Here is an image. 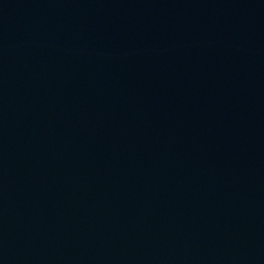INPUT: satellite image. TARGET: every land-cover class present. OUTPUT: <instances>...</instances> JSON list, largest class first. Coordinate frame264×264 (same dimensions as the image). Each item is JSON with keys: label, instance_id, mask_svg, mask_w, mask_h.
Masks as SVG:
<instances>
[{"label": "water", "instance_id": "water-1", "mask_svg": "<svg viewBox=\"0 0 264 264\" xmlns=\"http://www.w3.org/2000/svg\"><path fill=\"white\" fill-rule=\"evenodd\" d=\"M0 264H264V0H0Z\"/></svg>", "mask_w": 264, "mask_h": 264}]
</instances>
